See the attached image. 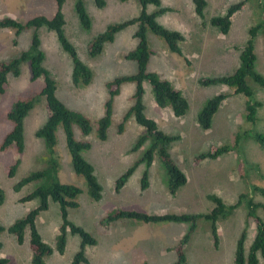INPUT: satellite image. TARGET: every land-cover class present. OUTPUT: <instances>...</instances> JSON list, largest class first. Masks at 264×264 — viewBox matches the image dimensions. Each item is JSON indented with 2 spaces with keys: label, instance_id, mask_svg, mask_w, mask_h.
<instances>
[{
  "label": "rangeland",
  "instance_id": "rangeland-1",
  "mask_svg": "<svg viewBox=\"0 0 264 264\" xmlns=\"http://www.w3.org/2000/svg\"><path fill=\"white\" fill-rule=\"evenodd\" d=\"M99 8L94 0H83L84 9L91 21L89 30H84L76 13V0H66L62 7L65 25L64 34L74 46L78 58L92 71V80L87 86H75L72 82L73 64L63 51L56 34L46 28L37 31L25 30L15 35L13 30H0V62L17 57L31 46L33 34L37 32L40 49L44 54L43 67L56 84V96L64 105L87 116L93 131L83 136L78 127H73L77 141H87L90 148L82 152L83 158L92 165L94 175L101 185V199L92 200L82 177L77 176L71 165L61 126L55 132L54 155L59 163L57 179L61 184L74 185L82 192L77 197L78 207L68 209V220L83 228L96 240L94 246H85L87 264H173L177 261L174 248L189 229L183 223H140L123 219L106 224L104 218L113 210H127L149 215L189 214L206 215L214 208L208 198L218 196L225 205L235 204L241 195L246 198L226 219L217 221V246L211 232V223L203 218L196 221V228L184 246L186 264H234L238 241L242 236L245 254L253 243L255 223L247 217L246 199L264 205V197L253 191V187L264 188V150L251 137L264 133V88L248 80L253 90L252 101L258 103L256 122L245 121L247 99L233 89L222 85L201 86L198 80L230 75L239 66L241 52L249 39V30L262 22L261 3L264 0H207L204 18L197 17L192 0H160L161 8L169 11L159 15L157 21L164 28L177 31L183 36L180 44L184 58L168 51L164 42L148 33L152 52L147 72L157 73L169 80L186 96L189 109L180 119L172 116L170 109H160L154 103L151 88L143 83V106L145 115L154 119L161 131L167 135L179 136L169 149L174 163L183 171L187 183L175 195L168 191V178L157 155L150 167L140 162L150 148L151 141L134 150L138 138L145 134L134 118L124 116L135 103V82H124L118 95L111 101V122L107 136L100 141L95 135L96 122L104 116L109 101L107 83L120 77L137 74V65L125 60L124 55L134 50L137 40L134 33L137 25L119 32L112 43L106 44L102 53L94 58L87 52L88 43L112 24L133 20L140 12L138 0H104ZM239 2L242 7L231 18L229 32L223 35L211 26L210 20L225 15L227 9ZM149 13L157 8L148 6ZM58 10L55 0H0V19L8 17L26 22L35 17L52 19ZM255 70L264 76V34L259 32L254 40ZM44 87L43 78L31 79L29 63H22L20 75L10 76L4 93L0 96V144L12 129L7 113L12 105L21 100L34 99L33 108L23 123L24 152L18 155L16 148L0 151V188L5 200L0 205V223L7 227L22 218L29 210L38 206V200L21 202L42 182H31L19 192L13 187L22 178L34 171L47 167L49 150L43 139L36 137V131L47 120L45 100L39 96ZM218 94L226 99L213 116L209 130L199 128L196 116L208 99ZM239 137V142H235ZM227 146L230 151L223 156L209 160L195 161V158L214 147ZM20 159L13 177L9 168ZM134 168L120 190L116 182ZM147 174V189L143 190L141 180ZM264 222V213L257 210ZM61 215L59 205L50 201L48 209L36 219V229L43 241L52 249V255L45 258L47 264H70L80 250L81 240L77 235L67 233L66 246L62 254L56 250L60 234ZM0 258L7 264H32L29 249V230L24 233L22 244L13 235L0 234ZM258 264H264L259 257Z\"/></svg>",
  "mask_w": 264,
  "mask_h": 264
},
{
  "label": "trees",
  "instance_id": "trees-1",
  "mask_svg": "<svg viewBox=\"0 0 264 264\" xmlns=\"http://www.w3.org/2000/svg\"><path fill=\"white\" fill-rule=\"evenodd\" d=\"M57 2L58 10L52 19L45 17H35L26 22H20L12 18L0 19V30L8 29L13 30L15 35H19L25 30L33 29L37 31L40 28H46L53 31L59 41V44L64 52H66L72 61V82L75 86H87L92 80L91 69L84 64L77 55V52L64 34L65 21L61 13V7L66 0H55ZM97 7L102 8L105 6L104 0H94ZM194 11L197 17L204 18L207 0H192ZM140 12L136 18L119 24H112L108 26L104 32L94 37L87 46L89 57L94 58L102 53L106 44L114 41L115 36L123 31L125 28L137 25V30L134 33V38L137 40V45L134 50L129 51L124 55L125 60L133 61L137 65V74L132 77H120L107 83L109 90V101L106 103V110L104 116L96 122L95 135L100 141H104L107 136V129L111 122V101L118 95L119 87L124 82H135V103L124 116L123 121H126L132 116L136 124L143 128L145 134L140 136L136 142L134 150L139 149L145 142L151 141L150 148L144 153L140 162L146 163L150 167L154 161L155 155L158 156L161 164L164 166L168 178V191L171 195H175L178 190L184 187L187 183V178L183 171L174 163L170 155L169 149L174 141L180 139L179 136H171L161 131L157 123L148 118L144 113L143 96L144 87L143 83H148L151 88L152 96L156 106L160 109H170L173 116L177 119L183 118L189 109V103L182 92V90L175 87L169 80L162 78L157 73L147 72V65L149 58L152 54L149 48L148 33L159 37L166 45L169 52L177 54L184 58L186 64H189L187 58L184 56L180 47L183 41V36L177 32L164 28L157 21V17L169 9L161 8L160 0H138ZM154 6L157 11L149 13L148 6ZM243 2H239L230 6L225 15L217 16L210 20L211 26L219 29V31L226 35L231 26L232 16L240 10ZM262 9V22L252 27L249 30V39L246 42L239 59V66L230 75L215 77V78H202L198 80L201 86L222 85L233 89L236 94L242 95L247 99L245 110V121L248 124L256 122V108L258 103L252 101L253 90L248 84L251 80L258 86L264 88V76L255 70V47L254 40L259 32L264 34V4L261 3ZM76 13L79 18L81 27L84 30H89L91 21L84 9L83 0H76ZM44 54L40 49V40L37 32L33 34L31 46L28 50L21 52L17 57L7 61L0 62V96L5 91V86L8 78L18 77L20 75V66L22 63H29L31 79L34 81L38 78H43L44 87L39 96L43 97L48 112V117L44 125L39 128L35 135L43 139L49 150V158L47 167L41 171H34L22 178L17 184L14 185L13 191L19 192L23 187L31 182L40 181L42 184L38 186L28 196L21 199V202H29L38 200L39 204L36 208L29 210L22 218L16 219L7 227L0 223V234L7 232L16 238L18 244H22L24 240L25 230H29V249L31 251L32 264H47L45 258L52 255L53 249L46 244L41 238L36 229V219L41 212L48 209L49 202H55L59 205L62 223L60 226V234L57 238L56 250L62 254L66 246L67 233L77 235L81 240L80 250L76 253L70 264H87L85 257L84 247L94 246L96 244L95 238L85 231L83 228L78 227L68 220V209L78 207L76 201L77 197L81 194V190L68 184H61L57 179L59 170V163L54 155V148L56 145L55 132L59 126L62 127L66 146L70 155L71 165L74 173L84 179L87 194L89 197L98 201L101 199V185L98 183L94 175L93 167L82 156V152L90 148V143L87 141H77L74 137L73 127L77 126L83 136H88L93 131V125L90 119L83 113L67 108L56 96V84L51 78L49 72L43 67ZM226 95L218 94L204 102L201 109L198 111L196 121L199 128L203 131L209 130L212 125L213 116L217 113L218 109L226 99ZM34 99L17 101L7 113V119L12 123L11 131L6 135L0 144V151H4L11 146L16 148L18 155L24 152V137H23V123L24 119L33 108ZM251 137L260 145L264 150V133H254ZM239 142V137L235 142V146ZM230 148L227 146L214 147L210 151L202 153L195 158V161H202L205 159L215 160L224 154L228 153ZM20 164V159L9 168V177H13ZM134 168H130L116 182V191L120 190L124 185L126 179L133 172ZM262 180L264 176L261 175ZM142 189L148 187L147 174L144 173L141 180ZM254 192L260 193L264 197V188L253 187ZM213 203L214 208L209 214L206 215H189V214H163V215H149L136 211L127 210H113L106 215L104 223L110 224L118 220L128 219L136 222L148 223H183L189 224V229L184 234L178 245L174 248L177 255V261L173 264H186L184 255V246L190 238L191 234L196 228V221L203 218L211 223V232L214 238V244L217 246V221L219 219H226L236 209L241 200L246 198L241 195L239 200L230 206L215 195L208 197ZM5 196L3 190L0 188V205L4 203ZM247 203V217L255 223V237L249 249L248 254H245L243 247L242 236L238 241L234 264H258L260 257L264 263V222L262 218L257 215V210L261 209L264 213V205L254 203L251 198L246 199ZM2 244L0 242V248ZM0 264H7V259L0 258Z\"/></svg>",
  "mask_w": 264,
  "mask_h": 264
},
{
  "label": "crops",
  "instance_id": "crops-1",
  "mask_svg": "<svg viewBox=\"0 0 264 264\" xmlns=\"http://www.w3.org/2000/svg\"><path fill=\"white\" fill-rule=\"evenodd\" d=\"M147 10H149V8H147ZM158 19V18H157ZM169 51V50H168ZM153 103L155 104V102L153 101ZM156 105V104H155ZM173 116V115H172ZM154 120V119H153ZM155 121V120H154ZM156 122V121H155Z\"/></svg>",
  "mask_w": 264,
  "mask_h": 264
}]
</instances>
